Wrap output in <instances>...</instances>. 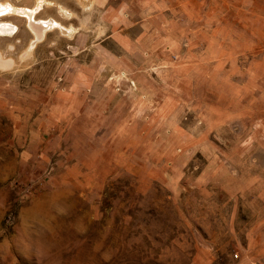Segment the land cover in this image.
Returning a JSON list of instances; mask_svg holds the SVG:
<instances>
[{
    "label": "rangeland",
    "instance_id": "rangeland-1",
    "mask_svg": "<svg viewBox=\"0 0 264 264\" xmlns=\"http://www.w3.org/2000/svg\"><path fill=\"white\" fill-rule=\"evenodd\" d=\"M0 1V264H264V0Z\"/></svg>",
    "mask_w": 264,
    "mask_h": 264
},
{
    "label": "bare ground",
    "instance_id": "bare-ground-1",
    "mask_svg": "<svg viewBox=\"0 0 264 264\" xmlns=\"http://www.w3.org/2000/svg\"><path fill=\"white\" fill-rule=\"evenodd\" d=\"M18 11H20L19 9H17ZM30 16L28 17V18H30V22H29V25H33V22H35L32 18H31V16H33V12H31L30 11ZM34 24H41L42 26H40L42 29H50L52 26H51V24H47V23H43V22H37V23H34ZM13 29H14V26L13 25H11V24H3L1 27H0V34L2 35V36H8V35H11L12 34V32H14L13 31ZM16 29V28H15Z\"/></svg>",
    "mask_w": 264,
    "mask_h": 264
},
{
    "label": "flooded vegetation",
    "instance_id": "flooded-vegetation-1",
    "mask_svg": "<svg viewBox=\"0 0 264 264\" xmlns=\"http://www.w3.org/2000/svg\"><path fill=\"white\" fill-rule=\"evenodd\" d=\"M8 5H9L8 2H6V4H3V2L0 1V13L12 10L11 9L12 6L11 5L8 6ZM13 7H14V5H13Z\"/></svg>",
    "mask_w": 264,
    "mask_h": 264
}]
</instances>
